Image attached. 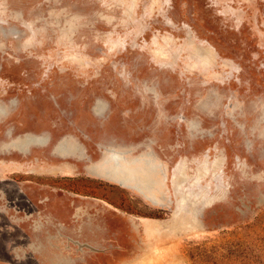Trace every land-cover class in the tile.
<instances>
[{"label":"rangeland","instance_id":"rangeland-1","mask_svg":"<svg viewBox=\"0 0 264 264\" xmlns=\"http://www.w3.org/2000/svg\"><path fill=\"white\" fill-rule=\"evenodd\" d=\"M193 262L264 264V0H0V264Z\"/></svg>","mask_w":264,"mask_h":264},{"label":"bare ground","instance_id":"bare-ground-1","mask_svg":"<svg viewBox=\"0 0 264 264\" xmlns=\"http://www.w3.org/2000/svg\"><path fill=\"white\" fill-rule=\"evenodd\" d=\"M31 136V135H30ZM35 141V140H34ZM54 149V148H53ZM81 151V150H80ZM117 155V154H116ZM88 156V155H87ZM118 158H119V156H117ZM118 158L117 159H115V160H118ZM121 159H122V157H121ZM138 159V158H137ZM146 160V159H145ZM139 161V160H138ZM112 162V160L109 158V159H107V165L108 164H110ZM143 162V161H142ZM132 163V162H131ZM117 164V163H116ZM136 165V164H135ZM144 166V165H143ZM152 166V165H151ZM117 174H116V176L118 175L119 177H120V180L122 181V183H124V182H126L127 181V179L128 178H132V171L131 170H126V169H122L121 167H119V166H117ZM133 170V169H132ZM114 171V170H113ZM107 172V171H106ZM114 174V175H115ZM110 175V174H109ZM112 175H113V173H112ZM112 177V176H111ZM115 178V177H114ZM142 185V184H141ZM137 187V186H136ZM146 190V189H145ZM148 192H149V190H147ZM146 191V192H147ZM151 192V191H150ZM149 194V193H148ZM153 197V196H152ZM160 199H161V197H160ZM164 199V198H163ZM155 200H156V198H155ZM151 221V220H150ZM158 227H159V224L155 221L153 224H152V229L153 230H156V229H158ZM152 231V230H151Z\"/></svg>","mask_w":264,"mask_h":264},{"label":"trees","instance_id":"trees-1","mask_svg":"<svg viewBox=\"0 0 264 264\" xmlns=\"http://www.w3.org/2000/svg\"><path fill=\"white\" fill-rule=\"evenodd\" d=\"M199 256H204L203 254H198ZM230 257V255H229ZM194 264H208V263H212V264H218V262H193ZM231 263V262H230ZM229 264V263H228Z\"/></svg>","mask_w":264,"mask_h":264}]
</instances>
